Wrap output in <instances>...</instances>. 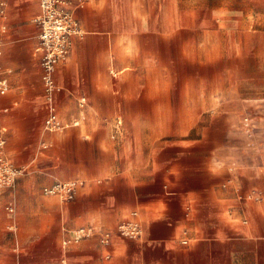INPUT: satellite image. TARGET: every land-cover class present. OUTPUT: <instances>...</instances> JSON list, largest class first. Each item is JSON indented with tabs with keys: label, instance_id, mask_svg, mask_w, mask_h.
Here are the masks:
<instances>
[{
	"label": "crops",
	"instance_id": "obj_1",
	"mask_svg": "<svg viewBox=\"0 0 264 264\" xmlns=\"http://www.w3.org/2000/svg\"><path fill=\"white\" fill-rule=\"evenodd\" d=\"M57 1L84 34L54 73L70 125L46 131L40 0H0V152L26 169L0 264H264V0ZM81 227L110 243L63 245Z\"/></svg>",
	"mask_w": 264,
	"mask_h": 264
},
{
	"label": "built area",
	"instance_id": "obj_2",
	"mask_svg": "<svg viewBox=\"0 0 264 264\" xmlns=\"http://www.w3.org/2000/svg\"><path fill=\"white\" fill-rule=\"evenodd\" d=\"M42 14L37 18L41 26L39 38L41 43L38 51L42 53V78L45 91L49 101L48 115L45 120L44 130L46 131H62L69 127L70 124L63 122L59 117L57 108L54 104V94L59 89L56 84L54 73L58 63L65 61L71 53L74 46V38L82 36V30L78 19L74 14L62 10L58 6L57 0H40ZM3 12V9L0 10ZM1 56V49H0ZM10 90V81L3 75V67L0 62V94H6ZM85 100H83V103ZM245 125L250 131L251 121L249 117L244 119ZM80 122L75 121L73 124L78 125ZM6 141L4 138L0 140V147L3 149ZM26 171L23 167L16 166L6 153L0 152V190H15L18 179ZM82 179H74L67 182H56L51 186L44 188L47 195H57L62 200L72 197L79 186L83 185ZM249 198L261 200L260 192L252 191ZM8 211L14 214L16 212L15 204H10ZM122 235L130 238H139L143 233L142 226L139 221H129L119 226ZM99 235L101 241L108 245L111 241V233L108 231L97 232L90 227H81L76 230L72 239L63 241V245H69L73 242H79L83 238Z\"/></svg>",
	"mask_w": 264,
	"mask_h": 264
}]
</instances>
